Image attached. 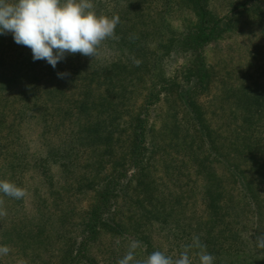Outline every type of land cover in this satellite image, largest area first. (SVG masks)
I'll return each mask as SVG.
<instances>
[{
  "label": "trees",
  "instance_id": "obj_1",
  "mask_svg": "<svg viewBox=\"0 0 264 264\" xmlns=\"http://www.w3.org/2000/svg\"><path fill=\"white\" fill-rule=\"evenodd\" d=\"M210 1L93 0L97 12L119 14V39L94 59L68 54L55 68L0 34V174L20 184L25 170H38L47 183L45 197L34 188L35 216L1 231L3 244L16 238L25 259L40 258L35 264L45 263L43 250L58 254L54 264H117L132 240L143 261L157 250L178 258L198 236L214 264H264L256 244L264 233V56L232 73L216 71L205 52L249 23L264 48V0H229L225 15ZM173 11L193 20L180 29L168 19ZM177 48L190 58L171 74ZM30 122L39 129L35 154L16 131ZM79 196L90 198L86 207L63 208ZM72 215L77 228L64 235L57 223Z\"/></svg>",
  "mask_w": 264,
  "mask_h": 264
},
{
  "label": "clouds",
  "instance_id": "obj_2",
  "mask_svg": "<svg viewBox=\"0 0 264 264\" xmlns=\"http://www.w3.org/2000/svg\"><path fill=\"white\" fill-rule=\"evenodd\" d=\"M119 23V14L97 12L93 0H0V34L11 33L17 44L31 49L33 60H46L53 68L68 54L79 53L93 59L100 56L106 40L119 39L115 34ZM133 63L139 66L142 61L133 57ZM66 75L58 73L60 78ZM0 194L20 200L27 193L15 182L0 179ZM6 215L4 200L0 198V217ZM256 244L264 249V233L256 236ZM141 248L140 241L132 240L117 264H193L189 255L192 249L198 250L195 256L199 264L215 261L198 236L182 246L178 258L157 250L141 261L136 259L137 249ZM10 251L9 246L0 245V256H7Z\"/></svg>",
  "mask_w": 264,
  "mask_h": 264
},
{
  "label": "rangeland",
  "instance_id": "obj_3",
  "mask_svg": "<svg viewBox=\"0 0 264 264\" xmlns=\"http://www.w3.org/2000/svg\"><path fill=\"white\" fill-rule=\"evenodd\" d=\"M112 1L114 2V0H102V3L104 6L106 4H108V6H111V3H113ZM210 2L212 9L218 14L225 15L229 10V5H228L230 2L229 0H211ZM160 4H162V1L160 2ZM99 6L104 7L101 4ZM100 11H104V10L101 9ZM171 15L168 17V19L171 18L170 20L172 24L174 26H178L180 29L186 28L187 24L190 23V20H193L192 15L186 14V12L173 11ZM7 34H11V33H7ZM260 40H261V36L257 32L256 28L253 27V24L249 23L246 26L240 24L236 30L232 31L231 33H228V35H226L225 38H220L215 42H211L206 47L205 52L208 56V60L214 65L216 71L220 72L222 69L223 72H225L229 70L231 71L233 69L232 70L233 73V71L239 68V66L241 67L243 64L245 65L248 64L249 58H253L254 53L264 56V48L262 42L259 43ZM189 58H190L189 52H183L181 51L180 48H177V50L174 49L172 51L170 58H168V63H167L168 72L173 74L175 71H179L180 68L189 60ZM18 129L20 130V134L23 136L24 148L27 149L28 147V152L30 154H35V152L39 151V147L41 146V144L38 141L39 129L37 125L32 124L30 122L23 125L22 127L20 126L17 128L16 126V131ZM27 144L29 145L27 146ZM20 178H22V181L19 180L21 183L20 184L16 183V184L21 187L23 185V187L26 188V193H27L23 199H20L22 200V202L17 200V203L15 204L14 203L15 199L4 196L3 194L0 195V198L4 200V208L7 211L6 216L0 217V232L6 228L13 227L15 224L21 226L23 225V223L26 222L25 219L26 217L33 215L35 216L37 211H36V201L33 198V194H34L33 191L36 185L39 186L37 194L40 195L43 194L44 197L46 196L47 183L44 182L45 186L41 185L40 183L41 176L38 177V170L36 171L25 170ZM0 179H7V175L4 176V173L2 172L0 174ZM88 202H90L89 197H86L85 199L84 196H79L76 199V201L72 203H65V205H63V208L71 209L72 207H76L80 205L86 207ZM57 212L59 214L58 216L60 217V212L59 211ZM78 220L79 217L77 215H72L71 220L67 224H61L60 222L57 223L58 229L61 228L62 232H64L63 233L64 235L70 233L73 234L77 228L76 224ZM46 230L49 229L47 228ZM23 231L25 232V230ZM48 232L51 235H53L52 230H49ZM1 238L2 237L0 236V241ZM51 238H52L50 240L51 242L58 241V238L55 237L54 235ZM15 241L16 238H14L12 242L11 241L8 242L9 245L7 246H9L11 251L7 256H0V264H18V262H22V264H35L37 260L40 261V258H37L33 263L31 256L28 259H25L24 258L25 250L19 249L16 246L18 244L15 245ZM64 242L65 240L62 241V243ZM0 245H6V244H3L1 241ZM95 247L99 248L100 250H103L100 251L103 252V254L106 253V251L104 250L105 249L104 244L97 243V246ZM95 247L92 249L95 250ZM165 247L168 248L169 244L165 243ZM40 254L43 258V262H45L43 264H54V262L57 261L58 254L56 256L53 254V252L50 251L48 252L45 250H43ZM51 255L56 258H52Z\"/></svg>",
  "mask_w": 264,
  "mask_h": 264
}]
</instances>
